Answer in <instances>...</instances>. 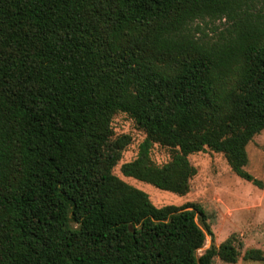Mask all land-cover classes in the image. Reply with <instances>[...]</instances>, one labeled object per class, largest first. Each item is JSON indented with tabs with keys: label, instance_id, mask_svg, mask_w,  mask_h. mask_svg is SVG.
I'll return each instance as SVG.
<instances>
[{
	"label": "trees",
	"instance_id": "1",
	"mask_svg": "<svg viewBox=\"0 0 264 264\" xmlns=\"http://www.w3.org/2000/svg\"><path fill=\"white\" fill-rule=\"evenodd\" d=\"M186 195L189 156L241 178L264 130V0H0V264L236 263V234L202 253L198 203L157 206L114 172ZM159 143L171 160L157 164ZM247 260H264L249 248Z\"/></svg>",
	"mask_w": 264,
	"mask_h": 264
},
{
	"label": "rangeland",
	"instance_id": "2",
	"mask_svg": "<svg viewBox=\"0 0 264 264\" xmlns=\"http://www.w3.org/2000/svg\"><path fill=\"white\" fill-rule=\"evenodd\" d=\"M116 134H131L132 143L123 153V158L114 172L128 183L146 191L157 206L168 204L183 205L198 203L210 216L214 235L208 234L202 253L213 242L219 245L233 234L242 240V255L236 263H228L216 258L215 264H264V260H247L243 255L249 248L264 251V188L238 176L229 165L225 155L211 149L189 156L197 168L191 179V190L186 195L160 189L150 183L127 177L121 172L124 162L135 159L140 144L146 138L135 120L127 113L120 112L113 119ZM249 162L247 170L264 182V130L257 134L248 145ZM153 160L163 165L171 160V150L156 143L151 151Z\"/></svg>",
	"mask_w": 264,
	"mask_h": 264
}]
</instances>
